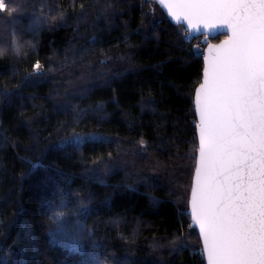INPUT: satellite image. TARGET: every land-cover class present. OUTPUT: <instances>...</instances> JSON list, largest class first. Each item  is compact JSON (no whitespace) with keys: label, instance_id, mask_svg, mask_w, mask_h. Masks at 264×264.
<instances>
[{"label":"trees","instance_id":"16d2710c","mask_svg":"<svg viewBox=\"0 0 264 264\" xmlns=\"http://www.w3.org/2000/svg\"><path fill=\"white\" fill-rule=\"evenodd\" d=\"M184 32L155 0H5L0 44L31 43L0 59V264H205Z\"/></svg>","mask_w":264,"mask_h":264},{"label":"snow or ice","instance_id":"6c2138e0","mask_svg":"<svg viewBox=\"0 0 264 264\" xmlns=\"http://www.w3.org/2000/svg\"><path fill=\"white\" fill-rule=\"evenodd\" d=\"M155 3L181 26L187 20L197 29L194 19L220 18L232 30L227 47L214 50L194 97L200 156L189 215L203 234L208 264H264V0ZM225 166L229 182L222 185L215 177Z\"/></svg>","mask_w":264,"mask_h":264},{"label":"water","instance_id":"95a60500","mask_svg":"<svg viewBox=\"0 0 264 264\" xmlns=\"http://www.w3.org/2000/svg\"><path fill=\"white\" fill-rule=\"evenodd\" d=\"M201 2H224V0H165V3L168 4H179V3H201ZM159 5V4H158ZM160 6V5H159ZM161 8V6H160ZM178 15H183L184 10L182 9H175L174 10ZM165 13V11H164ZM166 14V13H165ZM169 20L177 26H181L180 23L176 22V17L172 16L171 12L166 14ZM183 27L184 29H187V32L194 34L195 37H203V44L205 46V52L203 56V63H204V69L203 73L206 72L209 66V60L210 58H214L218 55L214 50L215 49H224L227 47V43L231 41L233 33L232 30L227 27L226 21L224 19L216 18V19H210L209 21L205 20H199L196 21L194 19V23L197 24V29L202 31V35L200 34V31H197V29H194L191 24H188L187 20H184L183 22ZM224 35L225 37L220 40L219 42H212V39H215L217 36ZM203 83V77L201 80V83L198 85L195 91L194 97H197V94L199 92V87ZM196 119H197V125H196V130H197V139L199 143V136H200V126H201V121H200V114H199V109L198 105L196 108ZM199 150L197 153V158H196V165H195V171L199 168ZM195 171L193 175V181H192V189L195 188ZM229 174H230V169L229 166L223 167L221 170L218 171L215 180L220 183V184H226L229 182ZM191 195V194H190ZM190 201V199H189ZM191 211V204L189 203V213ZM191 220L193 223V226L197 230L200 241H201V246H202V252H203V257L205 264H208V259H207V250L204 248L203 245V234L200 233L199 231V226L196 224V217L194 214L190 215Z\"/></svg>","mask_w":264,"mask_h":264},{"label":"clouds","instance_id":"9594fccd","mask_svg":"<svg viewBox=\"0 0 264 264\" xmlns=\"http://www.w3.org/2000/svg\"><path fill=\"white\" fill-rule=\"evenodd\" d=\"M30 41H21L19 36H14L11 42V46L0 44V59L8 56L9 54L19 58L24 51L25 44H30Z\"/></svg>","mask_w":264,"mask_h":264},{"label":"built area","instance_id":"2783aa9c","mask_svg":"<svg viewBox=\"0 0 264 264\" xmlns=\"http://www.w3.org/2000/svg\"><path fill=\"white\" fill-rule=\"evenodd\" d=\"M189 32L185 31L184 32V35H183V38L184 40L187 42V43H192L194 42V51L196 49H199V51H195V54L196 56H201L203 57L204 56V52H205V45L203 44V38L202 37H195L194 35L189 38V39H186L185 37L188 36Z\"/></svg>","mask_w":264,"mask_h":264},{"label":"rangeland","instance_id":"374dc122","mask_svg":"<svg viewBox=\"0 0 264 264\" xmlns=\"http://www.w3.org/2000/svg\"><path fill=\"white\" fill-rule=\"evenodd\" d=\"M36 70H37V73H40L42 71V67L40 66V68L36 69ZM95 137H102V136H92V135L74 136L71 139H69L68 141L82 142V141H84L86 139H93Z\"/></svg>","mask_w":264,"mask_h":264}]
</instances>
